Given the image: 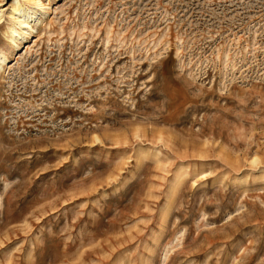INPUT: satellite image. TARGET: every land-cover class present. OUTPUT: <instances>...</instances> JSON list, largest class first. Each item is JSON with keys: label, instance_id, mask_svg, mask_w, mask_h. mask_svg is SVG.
Listing matches in <instances>:
<instances>
[{"label": "rangeland", "instance_id": "rangeland-1", "mask_svg": "<svg viewBox=\"0 0 264 264\" xmlns=\"http://www.w3.org/2000/svg\"><path fill=\"white\" fill-rule=\"evenodd\" d=\"M14 1L0 264H264V0Z\"/></svg>", "mask_w": 264, "mask_h": 264}, {"label": "bare ground", "instance_id": "bare-ground-1", "mask_svg": "<svg viewBox=\"0 0 264 264\" xmlns=\"http://www.w3.org/2000/svg\"><path fill=\"white\" fill-rule=\"evenodd\" d=\"M31 0H24L23 2H29ZM21 2V0H15L12 4V9H11V14L14 17V23L16 25H18L21 29H28L31 25V21L33 20L32 18L35 17V15L33 16L34 13L36 12H28V14H26V7L25 4H23ZM37 7L36 8H40L42 7V3L41 1H36ZM1 13H4V11H0V24L2 22V18H3V14L1 15ZM11 38L13 40V42H17L16 40L19 38V36H22V33L18 30V28L16 26H12L11 29ZM10 41V40H9ZM12 42V43H13ZM7 61V58L5 55L0 54V67L2 66L3 63H5Z\"/></svg>", "mask_w": 264, "mask_h": 264}]
</instances>
